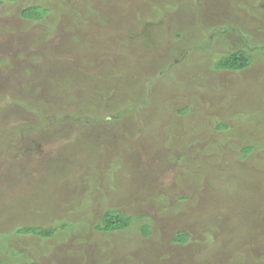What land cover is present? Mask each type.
<instances>
[{"label":"rangeland","instance_id":"374dc122","mask_svg":"<svg viewBox=\"0 0 264 264\" xmlns=\"http://www.w3.org/2000/svg\"><path fill=\"white\" fill-rule=\"evenodd\" d=\"M152 1L17 0L0 4V138L5 140L0 141V264L234 263L230 249L223 250L217 240L206 243L205 233H214L199 225L198 219L203 214L204 224L212 226L220 217L218 242L224 238L229 244L227 207L234 201H225L210 184L198 183L184 172L181 167L185 165L176 155L143 144L147 135L139 126L145 116L162 115L145 111L152 100L146 98L154 93L157 99L173 103L172 112L165 110L170 117L189 104L191 97L210 102L209 108L219 113L220 86L237 95L247 89L237 106L256 97L264 103V50L253 54L255 60L247 73L238 77L217 73L214 87L207 86L206 77L204 83L198 81L199 76H207L204 65L212 58L264 46V0H197L199 9L190 6L178 16L171 7L158 4L163 0H156L165 13L155 10L148 16H165L175 30L160 35L154 30L153 42L135 26L137 12L154 10ZM29 5L48 7L50 13L42 21L28 20L22 10ZM117 15L120 20L115 19ZM225 25L229 29L217 35L216 28ZM176 31L185 32L184 37L177 38ZM163 61L170 68L165 75L172 84L161 83L158 75L148 78L146 68L157 69ZM127 62L141 70L136 72L142 88L138 93L145 96L143 87L147 86L146 98L137 101L135 95L123 91L124 84L107 86L103 92L97 85L91 89L87 72L114 70ZM246 77L251 80L239 91L233 84ZM106 114L122 116L115 121L116 128L106 119L92 121ZM261 116L258 111L252 119ZM19 125H29L31 131L16 137L10 131ZM117 172L124 176L121 181L114 176ZM180 196L187 198L180 201ZM259 198L263 201L264 194ZM165 199L168 206L161 202ZM109 208L124 209L131 216L147 214L153 219L152 236H142L140 223L108 234L96 231L95 225ZM235 221L232 226L238 224ZM29 225L53 226L58 231L50 238L16 232ZM262 225L258 237L247 241L239 235L231 245L242 247L245 264H264ZM178 230L191 234L188 244L174 242Z\"/></svg>","mask_w":264,"mask_h":264},{"label":"trees","instance_id":"16d2710c","mask_svg":"<svg viewBox=\"0 0 264 264\" xmlns=\"http://www.w3.org/2000/svg\"><path fill=\"white\" fill-rule=\"evenodd\" d=\"M5 1L17 0H0V4H3ZM152 2V8L154 10L146 9L145 11L136 13L137 19L135 20V26L137 25L138 29H143L142 34L145 37L149 38V41L153 42L151 33L154 30H156V33L160 35L161 32L166 31L168 33H171L173 31L174 33L175 28L169 27L173 24L168 22L169 20L166 21L165 16H163V18L160 16H154V18L148 16L150 11L155 10L162 15L165 13L164 10L162 11L161 7H159L160 5H157L158 2H156V0ZM158 4L165 6L164 8L167 9L171 7L173 11L176 12L177 16L180 15V11L182 9H190V6L195 7L196 9L194 10L199 9L197 8V0H163L159 1ZM89 9L95 11L92 6L89 7ZM49 13V8L41 5H29L22 10V15L24 16V18L32 21H42L48 17ZM120 17V15H117L115 19L120 20ZM221 18H223V16H221ZM67 20L69 21V19ZM197 24H199V21ZM228 29L229 28L225 25V27L216 28L215 32L217 35L222 36L224 32H221ZM130 32L132 33V31ZM133 33L134 37H139L138 33ZM184 34L185 32L180 31L177 32L176 35L177 38H181L184 37ZM220 36L219 38H221ZM207 39L210 41V37ZM142 45L146 46L145 44ZM257 50H264V46L254 48V50L250 51L248 50V48H243L233 51L229 54H222L215 59L212 58L214 59V62L211 59L209 63L207 62L208 64L206 63L207 66L204 65L207 76H204V73H201V75H203L204 77L199 76L200 78H198V81L204 83L206 77L208 80L207 86L214 87L215 82H213V78L217 73L224 74L226 72L233 77H238L241 74L249 72L248 70L253 65V62L255 60L253 54L257 53ZM213 54L214 53H212L211 56ZM179 57L180 56L178 55V58ZM126 59H129V57H127ZM142 64H144V62ZM182 65H185V63ZM134 67L130 62H127L123 65L120 64L119 67L114 70L112 68V70H107L105 72L96 71V73L93 74L91 72H87L86 75L90 80V84H92L91 89L95 88V85H97L99 86L98 88H101V91L103 92L105 89H107V86H114L115 84L119 86L120 84H124L123 88H125V90L123 91H126V93H132L133 95H135V99H138L137 101H139L141 100V98L144 99L147 97L145 91V89H147V86L143 87L145 96H140V93H138V91H140V89L142 90V88H140L137 83L138 81H136V72L139 73V71L141 72V70H139V68L136 70ZM167 67V63H165L164 61L159 64V68L157 69L154 66L147 67L146 69L149 73L148 78L151 79L152 76L158 75V79L161 83L166 84L168 82H171V80L168 81L169 75H165L168 74V71H170V68ZM178 67L179 66H177V68ZM158 70H161L159 74ZM250 80L251 79L246 77L245 81L241 80L242 82H236L233 85L236 89L239 88L238 90L241 91L242 85L249 83ZM191 81H189L188 84H191ZM183 83L186 84V82ZM238 84L240 85V87H238ZM149 89L151 91L153 90L151 86ZM182 90L184 92L187 91L186 89ZM222 90L223 87L220 86V93L223 94L220 98L221 100H219L221 104V109L219 106V113L214 112L213 109L209 108L210 102L202 101L198 99V97H191L189 104L186 103L183 106H180L175 111V115L171 117L166 113L165 110H167L168 112H172L171 105H173V103H167L168 101H163V98L157 99V94L154 93L152 97L148 96L146 98V101L151 99L152 100L150 106L149 102L148 104H143L144 106L145 104H147L145 111L147 110V113L150 111H154L157 113L159 111L160 113H162V115L157 118L154 117L153 114L151 115L152 117L149 118H146L145 116V118H143L144 122L139 126V128L141 127L142 132H145V134L147 135L143 139V144H147L149 146L151 143L152 146H159L162 151H169V156L176 155L177 160L179 162H183L185 165L181 167L184 172L189 173V175L197 179V181L199 180L198 183L205 182L210 184L211 188L217 189V195L221 194L222 198H224L225 201H234L227 207V218L229 217L230 219V226L227 223V229L230 231V233L228 234L230 236L229 240L231 241L229 242V244L224 238L222 240L223 242H218L219 240L217 237H219L218 234L221 231L219 227V222L221 220L220 217L215 218L214 223L212 224V226H210V224H204L205 216L203 214H200L198 217L199 225H201L202 227H210L211 231L214 233V235L208 232L205 233L209 238L206 243L212 241L216 242L217 240V243L222 244L220 245V247H222L223 250H226V248L230 249V253L234 254V263L245 264L247 256L244 255L243 252H241L242 247L236 246L233 247V249L231 245L232 243L234 244L236 242L235 239L238 240L237 238H239V235L241 237L246 236L247 238H245L247 239V241L258 237V232L261 228L262 222L264 223V200L262 201L259 198L262 194H264V103L261 105V103H259V98L256 97L252 100V102L242 106L238 105V107L237 103H239L241 98L245 95L247 89L245 88V91L242 90L241 92H239L240 95L234 93L233 90L232 92H229V90L227 89L224 91ZM89 99L93 100L90 97ZM154 99L160 101L155 103L156 108L155 110H152L154 109L152 106ZM231 104L232 114L230 113L229 116L227 111L230 110ZM235 106L237 108L235 111H233V109H235ZM52 110H54L53 106ZM237 111H240V116H236V113H238ZM258 111L262 114V116L258 119H252V117L256 115ZM122 112L127 113V111L125 110H123ZM245 114H251L252 116L249 117ZM121 115L123 116L124 114L121 113ZM121 115L106 114L100 117H96L95 119L92 118V121L96 122L97 120H99L102 122L104 119H106L110 121L111 124H113L112 128H116L115 121L118 120V118H121ZM131 119L132 121H134L133 116H130L129 120ZM180 121L181 124L178 123ZM30 128L31 127L29 125H19L18 127H13L10 132H13L16 137H20V135L22 136L23 134H25V132L31 131ZM7 132L8 130L5 129L4 134H6ZM0 141L5 142L3 137L0 138ZM166 157L168 158V156ZM72 169L74 168L72 167ZM176 170L180 171L177 168ZM114 176L118 178L119 181H121L124 177L123 175H121V172H117V174H114ZM245 176L249 179H241ZM120 188L121 190L123 189V187ZM193 188L196 189L200 187L194 186ZM123 191L127 192V190ZM179 198L180 201H184L187 197L180 196ZM166 199L161 201L164 206H168L165 202ZM171 206L174 208L173 205ZM223 219L226 221V217ZM234 219H236L235 222L238 223L236 226H232L231 224L232 220ZM152 222L153 219L147 214L143 216H131L126 213L124 209L109 208L103 213L101 222L95 225V229L98 232L108 234L116 231L118 232L127 230L129 228L131 229L132 227H136L137 224L140 223V231L142 233V236L148 238L153 234L151 227ZM57 231V227H45L37 225L21 226L16 229V232L18 234L32 235L40 238H50L54 234H56ZM191 238L192 236L189 232L178 230L176 232V236L174 237V242L185 245L190 242ZM13 253L17 255L19 252L14 251Z\"/></svg>","mask_w":264,"mask_h":264}]
</instances>
